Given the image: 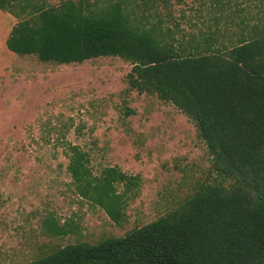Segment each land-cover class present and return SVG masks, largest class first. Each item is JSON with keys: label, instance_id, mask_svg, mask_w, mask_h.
I'll return each mask as SVG.
<instances>
[{"label": "trees", "instance_id": "1", "mask_svg": "<svg viewBox=\"0 0 264 264\" xmlns=\"http://www.w3.org/2000/svg\"><path fill=\"white\" fill-rule=\"evenodd\" d=\"M127 2L92 9L88 0L56 6L0 0V9L17 18L5 45L57 64L104 56L130 62L128 87L152 92L185 114L214 169L234 185L200 184L175 209L124 235L68 243L27 264H264V29L253 27L248 38L219 46L212 32L175 37L159 26L157 13L136 14ZM68 150L75 191L121 223L139 176L115 166L93 175L88 154L78 144ZM45 225L54 234L72 230L53 219Z\"/></svg>", "mask_w": 264, "mask_h": 264}, {"label": "rangeland", "instance_id": "2", "mask_svg": "<svg viewBox=\"0 0 264 264\" xmlns=\"http://www.w3.org/2000/svg\"><path fill=\"white\" fill-rule=\"evenodd\" d=\"M107 1L88 0L89 8ZM140 1L127 3L136 14L157 13L159 26L179 38L212 32L215 45L229 47L253 27L264 29V0H160L147 9ZM5 16L0 28L4 23L7 31L17 18ZM8 51L0 75V264H27L68 243L124 235L175 209L200 184L234 185L214 169L185 114L128 87L130 62L104 56L57 64ZM68 144L88 154L93 175L115 166L139 176L121 223L75 191ZM47 219L72 230L54 234Z\"/></svg>", "mask_w": 264, "mask_h": 264}, {"label": "crops", "instance_id": "3", "mask_svg": "<svg viewBox=\"0 0 264 264\" xmlns=\"http://www.w3.org/2000/svg\"><path fill=\"white\" fill-rule=\"evenodd\" d=\"M8 13V12H7ZM10 14V13H9ZM5 16V12L3 10L0 9V19H4ZM12 27V26H11ZM11 27L9 28V30L5 31V27H4V23L2 24V27L0 28L1 30L5 31V34H3L2 37H0V75L3 74L4 72V68L6 67V63L3 57V52L7 49H5L4 45H5V39L11 29ZM10 51V50H9ZM8 51V52H9ZM11 53V52H10Z\"/></svg>", "mask_w": 264, "mask_h": 264}]
</instances>
